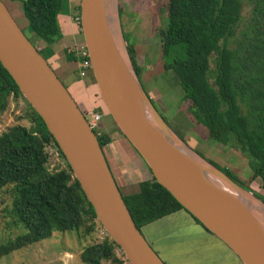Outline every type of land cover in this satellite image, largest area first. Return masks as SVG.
<instances>
[{
	"label": "trees",
	"instance_id": "1",
	"mask_svg": "<svg viewBox=\"0 0 264 264\" xmlns=\"http://www.w3.org/2000/svg\"><path fill=\"white\" fill-rule=\"evenodd\" d=\"M10 1L22 4L26 29L47 45L45 51H39L48 61L53 56L51 48L56 38L61 36L58 18L63 14V0ZM250 1V15L244 18L242 0H168L165 27L159 34L164 69L175 74L184 91L183 101L191 103L186 114L193 125L205 129L207 140L213 143L228 146L233 138L238 149L256 163L254 178L264 182V0ZM76 11L80 18V6ZM125 41L140 81L135 50ZM79 49L76 45L67 51L70 62L83 61L78 56ZM10 98L27 102L0 62V118ZM27 104L32 127L15 126L0 135V190L13 186L9 214L15 225L26 231L0 247V260L48 240L56 232L84 230L85 236H90L100 224L55 139L42 118ZM98 140L102 148L112 142L105 134ZM51 147L57 149L65 169L49 170ZM216 167L247 192H252L230 170ZM138 187V192L127 196L119 189L140 231L185 211L213 235L153 174L151 181L142 182ZM255 196L264 202V197ZM117 249L121 250L108 237L88 246L80 259L84 264H118L122 261L117 257Z\"/></svg>",
	"mask_w": 264,
	"mask_h": 264
},
{
	"label": "water",
	"instance_id": "2",
	"mask_svg": "<svg viewBox=\"0 0 264 264\" xmlns=\"http://www.w3.org/2000/svg\"><path fill=\"white\" fill-rule=\"evenodd\" d=\"M80 8L92 72L116 126L156 181L184 209L243 264H264V230L260 223L237 200L206 180L168 139L170 136L189 152L159 115L131 67L125 64L109 25L107 0H80ZM0 62L44 121L94 208L98 222L120 247L128 263L166 264L137 228L84 113L3 0H0ZM145 112L167 136L151 124ZM190 158L196 160L193 155ZM203 167L249 193L220 169L207 164Z\"/></svg>",
	"mask_w": 264,
	"mask_h": 264
},
{
	"label": "rangeland",
	"instance_id": "3",
	"mask_svg": "<svg viewBox=\"0 0 264 264\" xmlns=\"http://www.w3.org/2000/svg\"><path fill=\"white\" fill-rule=\"evenodd\" d=\"M242 1L243 17L247 18L251 12V1ZM3 2L7 5L11 15L19 27L22 28L27 38L33 45L38 47L39 50L45 51L47 45L43 43V41H39L35 38V36L30 34L28 29H26L22 4L19 1L11 2L10 0H3ZM75 3L76 2H73V0H63L64 10L59 18L61 36L56 38V42L51 48L53 56L48 61L61 82L79 104L78 106L81 108L82 112L86 113L87 111L83 104V100L85 99L90 103H100V106L107 111L99 91L97 92L96 90L95 86L97 85L93 72H89L88 77L81 78L80 62L82 61L77 63L68 60L67 51L76 46L77 43L69 39L71 36V34L68 33L69 29L66 28L67 26L65 24L63 28L61 20L67 21L69 25L71 24L70 26L74 25L71 31L73 33L76 32L78 27L76 24L77 20L75 19V17L78 16L76 8L80 6V3L78 2L79 4L77 5ZM112 5L114 11H116L115 17L118 26V29H115L114 35L115 37L118 36V39L121 41L123 53L126 56L133 74L135 73L127 53V44L125 40L127 39L129 45L134 48L137 65L140 69L141 86L152 100L159 115L165 119L164 121L168 128L185 145L196 160L210 167L218 166L221 169L230 170L239 182L250 188L252 192H249V194L264 206V202L255 196L256 194L264 197V182L262 179H255L253 176L256 163L250 160L247 154L238 149L233 138L230 139L228 146L207 140L208 134L206 130L201 127L196 128L186 114V110L191 103L183 101L184 91L175 74L173 72H166L164 69L159 32L165 27L168 0H111V6ZM79 47L81 49L83 44ZM80 49L77 51L79 52L78 56H80L81 53ZM46 56H48V54ZM75 56L77 57L76 54ZM62 65L67 66V68L65 67V71L67 72L64 74L61 72ZM68 75L75 77L78 82L85 83L87 88H89L88 91L86 89L84 94L80 96L76 93L75 89L71 88L72 90H70L66 84V82H68L66 79ZM79 89L82 90L84 88L81 87ZM28 109L29 106L24 99L20 98V100H17L15 98H10L7 110L0 118V135L15 126L31 128L32 123L27 116ZM111 124L113 125L111 117H105L102 123L104 133L107 131L109 132V125ZM110 137L114 140V137ZM118 137L123 138L119 135ZM116 144H118L117 141ZM49 153L50 171L56 172L66 168L64 160L61 158L56 148H49ZM105 153L108 154L106 149ZM185 155L190 158L187 154ZM138 186L139 185L136 184L134 187L124 190L123 193L126 196L136 193L139 190ZM12 200L13 186H7L0 190V247L26 232L22 227L15 225L12 216L9 214L12 209ZM173 228L174 230H180L179 234L181 240L188 246H180L181 250H170L173 253L171 255L170 253L168 254V261L163 257L168 264H189V262H191V264H242L232 251L214 236H212L211 239L202 238L200 234H197V232L189 228L184 221L176 222ZM84 232V230L80 231V233L56 232L48 240L12 252L10 255L2 258L0 264H84L80 259L82 252L88 246L100 243L109 237L100 224L96 225L94 233L90 236H85ZM142 232L147 242L152 247V244L147 239L150 238V232L143 230ZM173 245H175V243ZM173 245H170V247ZM116 254L122 261L118 264H129L121 250L117 249ZM159 256L162 259L161 255ZM193 259H195V261ZM103 264L113 263L103 262Z\"/></svg>",
	"mask_w": 264,
	"mask_h": 264
},
{
	"label": "crops",
	"instance_id": "4",
	"mask_svg": "<svg viewBox=\"0 0 264 264\" xmlns=\"http://www.w3.org/2000/svg\"><path fill=\"white\" fill-rule=\"evenodd\" d=\"M73 2H76L75 4L77 5L80 3V0H73ZM76 5H74V6H76ZM72 17H74V16H72ZM59 18H60V16H59ZM59 18H58V20H59ZM75 19L77 20L78 17L76 16ZM61 21H62L63 28H64V24H65L67 26L66 28L69 29L68 33L71 34L69 39H72L73 40L72 42L77 43L76 45H78V46H81L82 44L84 46L85 43H84V40L82 37L83 35L81 33V28H80V25L78 24V22L76 21V24L78 26L77 30L75 33H73L71 31V29L74 25L70 26L71 24L69 25L67 21H65V20H61ZM59 22H60V20H59ZM59 25H60V23H59ZM65 67L67 68V66H65V65L61 66V72L63 74L67 72V71H65ZM66 79L68 81V82H66V84L69 87V89L70 90L75 89L76 93L79 94L80 96L82 94H84L86 89H87V91L89 89V88H87L85 83L78 82L75 79V77H73L72 75H68L66 77ZM81 87H83L84 89H82V90L79 89ZM95 87H96V90L98 92L97 86H95ZM83 104L85 105V109L87 110L86 112L97 111L99 109V111H101L103 114V121L105 120V117H107V116L111 117L109 115V113H107V111L100 106V103H97V104L90 103L87 99H85V100H83ZM117 128L118 127L116 126L114 121H113V125L112 124L109 125V132L107 131L104 134L114 137V140H112L111 144L104 147L103 150H104V154H105V157L107 159V162L109 164V167H110L112 174L114 176V179H115L117 185L120 187L121 191L123 192L124 190H128L131 187H134L136 184L139 185L142 182L151 181L152 180V172L149 169L148 165L145 163V161L140 157V155L136 152V150L130 144V142L127 139H125L120 133H118ZM118 135L123 137V138L118 137ZM115 140L118 142V144H116ZM105 149L108 151V154L105 153ZM178 221H184L185 224L189 228L193 229L195 232H197V234H200V236L202 238L211 239L212 236H214V235L207 233L200 225H198L193 220V218L191 216H189L187 213H185V211H179V212H177L171 216L163 218V219H161L155 223H152V224L143 228V231H146V232L149 231L150 232V234H149L150 238H147V239L152 244V247L158 252V254L161 255L162 259H163V257H165V259L167 260L168 254L170 253V255H171L173 253L170 250H173V251L175 249L181 250L180 246H184V247L188 246L182 242L180 234H179L180 230L179 229L174 230V228H173L175 226L176 222H178ZM215 238L218 239L217 237H215ZM174 243H175V245H173ZM170 245H173V246L170 247ZM193 260L195 261V259H193ZM238 260H239V258H238ZM166 264H168V263L166 262ZM189 264H191V262H189Z\"/></svg>",
	"mask_w": 264,
	"mask_h": 264
},
{
	"label": "bare ground",
	"instance_id": "5",
	"mask_svg": "<svg viewBox=\"0 0 264 264\" xmlns=\"http://www.w3.org/2000/svg\"><path fill=\"white\" fill-rule=\"evenodd\" d=\"M115 12L113 9V5L111 6V0H107V13L109 17V25L111 28V31L113 33V36L115 38V41L117 43V47L123 57V60L125 61V64L127 67H130L125 54L122 50L121 41L118 39V36L115 37V29H118L117 26V20L115 17ZM117 33V32H116ZM120 41V42H119ZM146 117L151 122L152 125L157 127L159 130H161L166 136L167 133L163 131L159 126H157V122L150 116L148 112H145ZM168 139L175 145L182 153L187 154L189 157H192L191 153L187 152V150L181 146L179 143H177L174 139H172L170 136H167ZM191 161L193 159L189 158ZM200 160V159H199ZM202 160V159H201ZM193 164L196 168V170L211 184H213L215 187L220 189L221 191L225 192L226 194L233 197L235 200H237L247 211L253 215V217L260 223L264 230V206L257 201L252 195L249 193H245L241 190L236 189L234 186L229 184L227 181H225L223 178L215 174L211 169H208L206 167H203V164L197 160H193Z\"/></svg>",
	"mask_w": 264,
	"mask_h": 264
},
{
	"label": "built area",
	"instance_id": "6",
	"mask_svg": "<svg viewBox=\"0 0 264 264\" xmlns=\"http://www.w3.org/2000/svg\"><path fill=\"white\" fill-rule=\"evenodd\" d=\"M77 22L79 25H81V19L80 18L77 19ZM80 50H81L80 56L83 58L82 59L83 61L80 62V76H81V78H86V77H88L89 72L92 71V64H91V61L89 59V54H88V51L86 49V46L84 45ZM84 116L86 118V121H87L89 127L95 133L96 137L97 138L102 137L104 135V132L102 129L103 114L101 112H98V111H90V112L84 113Z\"/></svg>",
	"mask_w": 264,
	"mask_h": 264
},
{
	"label": "flooded vegetation",
	"instance_id": "7",
	"mask_svg": "<svg viewBox=\"0 0 264 264\" xmlns=\"http://www.w3.org/2000/svg\"><path fill=\"white\" fill-rule=\"evenodd\" d=\"M77 103V102H76ZM78 104V103H77ZM79 105V104H78ZM81 109V108H80Z\"/></svg>",
	"mask_w": 264,
	"mask_h": 264
}]
</instances>
